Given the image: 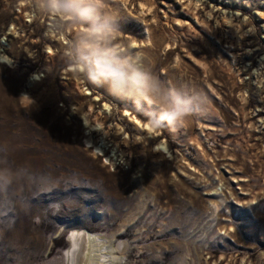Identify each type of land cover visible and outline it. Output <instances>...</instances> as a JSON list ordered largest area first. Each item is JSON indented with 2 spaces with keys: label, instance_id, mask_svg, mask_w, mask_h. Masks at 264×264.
I'll list each match as a JSON object with an SVG mask.
<instances>
[{
  "label": "rangeland",
  "instance_id": "rangeland-1",
  "mask_svg": "<svg viewBox=\"0 0 264 264\" xmlns=\"http://www.w3.org/2000/svg\"><path fill=\"white\" fill-rule=\"evenodd\" d=\"M113 7L160 78L210 106L149 131L129 102L73 75L71 32L0 0V167L21 170L0 189V264H66L75 231L100 239L107 264H264V0Z\"/></svg>",
  "mask_w": 264,
  "mask_h": 264
},
{
  "label": "clouds",
  "instance_id": "clouds-1",
  "mask_svg": "<svg viewBox=\"0 0 264 264\" xmlns=\"http://www.w3.org/2000/svg\"><path fill=\"white\" fill-rule=\"evenodd\" d=\"M27 3L39 16L55 18L58 32L72 33L66 41L63 59L73 75L129 102L153 130L175 131L209 108L210 100L202 89L166 83L160 78L153 70L147 45L141 47L121 38L122 15L113 7V0H27ZM28 98L30 103L26 107L30 110L35 101ZM20 178V169L0 167V189L16 184Z\"/></svg>",
  "mask_w": 264,
  "mask_h": 264
},
{
  "label": "bare ground",
  "instance_id": "bare-ground-1",
  "mask_svg": "<svg viewBox=\"0 0 264 264\" xmlns=\"http://www.w3.org/2000/svg\"><path fill=\"white\" fill-rule=\"evenodd\" d=\"M5 59L7 60L5 56L0 55V60L4 61ZM88 117L90 116L88 115ZM87 119H84L85 124L88 123ZM97 126H100L99 122ZM94 129H95V126H94ZM88 141L90 142V140ZM94 149L97 155H102L104 153L103 151H105V150H102L101 146H95ZM105 156H106V153H105ZM109 158H112V157L107 156L105 159L108 160ZM73 233L76 234L75 238H72ZM67 240H68L69 246H68V249L65 251V253L70 252L71 257L70 259L68 258L69 261L66 262V264H107V261H108L107 257L100 254V250H102L103 244L101 243L100 239L96 235L88 233V232L75 231V232H72L67 237Z\"/></svg>",
  "mask_w": 264,
  "mask_h": 264
},
{
  "label": "snow or ice",
  "instance_id": "snow-or-ice-1",
  "mask_svg": "<svg viewBox=\"0 0 264 264\" xmlns=\"http://www.w3.org/2000/svg\"><path fill=\"white\" fill-rule=\"evenodd\" d=\"M125 115H128V113H125ZM137 123H139V121H137ZM145 127H147V128L149 129V131H152V130H153V129H152L151 127H149L148 125H145ZM105 163L107 164L108 161L106 160ZM75 236H76V234L73 233V234H72V238H75ZM65 257L70 259V257H71V253H70V252H66V253H65Z\"/></svg>",
  "mask_w": 264,
  "mask_h": 264
}]
</instances>
